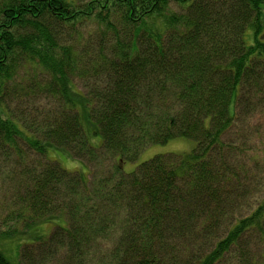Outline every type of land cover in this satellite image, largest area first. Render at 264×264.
Returning <instances> with one entry per match:
<instances>
[{
  "label": "trees",
  "instance_id": "1",
  "mask_svg": "<svg viewBox=\"0 0 264 264\" xmlns=\"http://www.w3.org/2000/svg\"><path fill=\"white\" fill-rule=\"evenodd\" d=\"M262 119L264 0H0V264H222L256 237L264 251ZM178 138L197 147L117 164Z\"/></svg>",
  "mask_w": 264,
  "mask_h": 264
},
{
  "label": "rangeland",
  "instance_id": "2",
  "mask_svg": "<svg viewBox=\"0 0 264 264\" xmlns=\"http://www.w3.org/2000/svg\"><path fill=\"white\" fill-rule=\"evenodd\" d=\"M262 122L264 123L263 119ZM88 136L93 146L95 147L102 146L103 140L101 136H96L93 133V131H89V130H88ZM196 147H197L196 142L185 138H178L171 140L164 145H155L153 147H150L134 163L122 161L121 163L117 162V164H119V166L123 169L125 173H133L138 168L139 165L153 159L156 156L170 155V154L172 155L190 154L195 150ZM29 155L31 156V159H33L34 161L39 160L41 162H45L44 159L40 156L36 157L33 154H29ZM48 158L50 161H55L59 163V165H61V167L66 171L70 173H78L82 175V177L88 178L90 181H92V179H90L89 177L90 174L89 169H87V167L83 164V162L73 159L67 151L50 149L48 152ZM97 171L101 172L102 169L99 168ZM261 179L262 177L259 178V180ZM255 189L251 190L253 198L257 199V200H253V202L259 201V199L264 197V181L262 182L261 186L257 188V190ZM5 190H6L5 187L2 184H0V199H2V196H4ZM3 217H4L3 210L0 208V218L2 219ZM60 224L61 226L62 225L66 226L65 222H60ZM50 231L51 232L54 231L51 225L48 227L46 225H40L39 228H37L36 226L32 229L31 236H33V234L34 235L48 234ZM249 244H250L249 248L245 251L246 260L240 259L239 258L240 254H234L233 256L227 257L222 264H247L246 261H248L249 259L253 260L254 257L257 258L259 255H263L264 251H261V247L259 245V239L257 237L250 238Z\"/></svg>",
  "mask_w": 264,
  "mask_h": 264
}]
</instances>
